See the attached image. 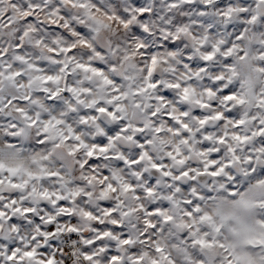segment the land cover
I'll use <instances>...</instances> for the list:
<instances>
[{
	"label": "clouds",
	"instance_id": "1",
	"mask_svg": "<svg viewBox=\"0 0 264 264\" xmlns=\"http://www.w3.org/2000/svg\"><path fill=\"white\" fill-rule=\"evenodd\" d=\"M262 130L264 0H0V264H264Z\"/></svg>",
	"mask_w": 264,
	"mask_h": 264
},
{
	"label": "snow or ice",
	"instance_id": "2",
	"mask_svg": "<svg viewBox=\"0 0 264 264\" xmlns=\"http://www.w3.org/2000/svg\"><path fill=\"white\" fill-rule=\"evenodd\" d=\"M225 92H226V98H228V99L232 98L235 95V93L231 90V87H229L228 89H225ZM217 115H219V114H217ZM262 131H264V130H262ZM154 166L155 167H160L159 165H154ZM257 175H264V168H262L260 170V172L257 173ZM230 190L233 192V194L236 193V189L235 188H232L231 186H230ZM31 254L32 253H30V252L26 253V255H31ZM14 255H15L14 252L12 254H10L9 259H11L12 256H14Z\"/></svg>",
	"mask_w": 264,
	"mask_h": 264
}]
</instances>
